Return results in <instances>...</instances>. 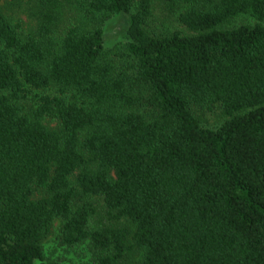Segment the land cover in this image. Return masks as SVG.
<instances>
[{"label": "trees", "instance_id": "trees-1", "mask_svg": "<svg viewBox=\"0 0 264 264\" xmlns=\"http://www.w3.org/2000/svg\"><path fill=\"white\" fill-rule=\"evenodd\" d=\"M29 1L33 28L0 8V264H66L53 233L95 264H264V0Z\"/></svg>", "mask_w": 264, "mask_h": 264}, {"label": "rangeland", "instance_id": "rangeland-1", "mask_svg": "<svg viewBox=\"0 0 264 264\" xmlns=\"http://www.w3.org/2000/svg\"><path fill=\"white\" fill-rule=\"evenodd\" d=\"M29 0H0V8L10 18L20 21L25 28H33L37 24V20L32 14ZM167 8L159 2H156L154 9V18L156 21L170 18L172 24L180 29L187 31V28L175 20V17L167 16ZM105 46L111 47L116 42L127 39V18L124 14L118 13L108 19L104 24ZM211 120L214 117L211 116ZM58 223H56L57 226ZM47 253L61 258L66 264H95L87 243L77 245L75 247L62 246L58 243L56 233H53L47 243Z\"/></svg>", "mask_w": 264, "mask_h": 264}]
</instances>
